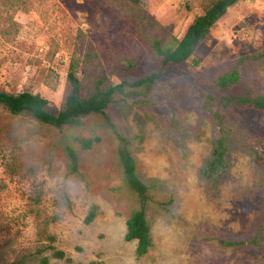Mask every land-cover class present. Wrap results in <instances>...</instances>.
<instances>
[{
    "label": "rangeland",
    "instance_id": "obj_1",
    "mask_svg": "<svg viewBox=\"0 0 264 264\" xmlns=\"http://www.w3.org/2000/svg\"><path fill=\"white\" fill-rule=\"evenodd\" d=\"M214 1L0 0V90L39 94L56 114L72 61L84 88L96 78L108 85L151 74L159 67L151 42L180 40ZM261 50L264 0H241L186 63L169 67L149 91L117 95L107 109L116 130L134 138L140 179L160 181L164 192V207L147 208L154 246L141 259L136 242L124 238L137 203L103 119L58 130L0 113V264H42V257L48 264H263L256 249L225 243L257 231L264 172L236 134L228 171L213 183L201 179L214 130L195 97L235 58ZM131 59L139 70L126 75L120 67ZM242 77L245 87L264 91V61L245 65ZM247 121L264 137V116ZM73 136L100 137L92 150H79L81 178L67 169L64 145ZM92 205L98 214L85 224Z\"/></svg>",
    "mask_w": 264,
    "mask_h": 264
},
{
    "label": "trees",
    "instance_id": "obj_2",
    "mask_svg": "<svg viewBox=\"0 0 264 264\" xmlns=\"http://www.w3.org/2000/svg\"><path fill=\"white\" fill-rule=\"evenodd\" d=\"M121 1L135 2L136 0ZM240 1L215 0L202 14L192 20L182 38L174 43L153 40L151 47L159 61V67L151 74L132 79L126 77L119 83H108V85L104 84L103 79L96 78L90 86L84 88L78 76L80 65L72 61L66 75L65 92L56 114L50 112L48 101L39 94L28 91L14 94L0 90V113L10 117L30 115L42 125L58 130L80 129L84 127V120L93 116L103 119L105 127L112 131L117 140L116 157L121 168L122 182L137 203V207L131 211L126 220L124 236L126 241L136 242L135 256L137 259L146 257L154 246L151 235L152 226L147 218V208L150 205L164 207L166 202L160 200L164 192L161 190L160 181L151 179L144 182L140 179L137 161L132 152L134 138L118 132L106 111L117 95L149 91L161 80L169 67H180L186 63L209 39L213 28L227 11ZM263 61L264 50L239 56L230 63L228 71L215 76L207 83L206 90L196 88L195 97L199 112L212 123L214 130L210 151L198 171L199 176L206 183H213L228 171V154L236 134L242 136L243 144L264 172V137L252 131L247 121L249 116H264V91L245 87L242 77L245 65H257ZM120 70L130 75L139 70V62L134 59L128 60L127 65L120 67ZM99 142L100 137L98 136L71 137L70 142L64 145L69 174L81 178L79 150L90 151ZM75 146H78V149ZM97 214L98 207L92 205L84 223L90 224ZM260 217L257 231L251 239L225 244L231 247L246 246L256 249L259 260L264 264V190ZM52 256L56 259H64L65 253L54 251ZM22 263L23 261H16L14 264ZM41 263L48 264V258L42 257Z\"/></svg>",
    "mask_w": 264,
    "mask_h": 264
}]
</instances>
